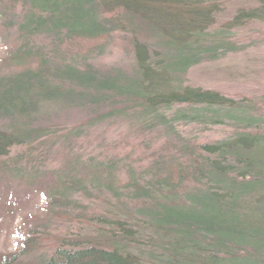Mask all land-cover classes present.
<instances>
[{"label":"trees","instance_id":"1","mask_svg":"<svg viewBox=\"0 0 264 264\" xmlns=\"http://www.w3.org/2000/svg\"><path fill=\"white\" fill-rule=\"evenodd\" d=\"M229 1L0 0V35L14 36L9 58L20 68L0 75V171L12 148L53 135L35 120L50 104L94 111L58 135L69 152L67 171L56 175L68 180L60 202L84 186L70 177L72 163L117 165L106 153L94 161L76 151L83 127L112 122L135 139L120 152L142 154L141 166L127 165L124 186L138 204L125 198L127 210L96 216L100 241L62 240L45 264H264V94L234 100L183 79L192 66L248 45L231 40L232 29L264 22V0H246L215 28ZM112 36L127 43V66L79 62L90 47L77 50L80 43ZM221 125L231 133L213 141L190 128ZM105 187L120 200L119 188Z\"/></svg>","mask_w":264,"mask_h":264},{"label":"rangeland","instance_id":"2","mask_svg":"<svg viewBox=\"0 0 264 264\" xmlns=\"http://www.w3.org/2000/svg\"><path fill=\"white\" fill-rule=\"evenodd\" d=\"M246 4V0H231L226 3L214 15V27L224 24L239 7ZM13 37L3 39L0 35V75L20 69L15 68L9 58L11 49L15 47ZM118 37L112 36L90 45L80 43L75 47L77 50L90 47L85 53L86 57H77L79 62L84 63L86 60L100 68L113 64L127 66L128 46ZM230 38L236 43L248 45L216 60L192 66L183 75L184 84L217 91L234 100H249L264 94V22L251 21L232 29ZM28 64L34 65L35 62L32 60ZM92 110L47 105L35 119L36 122L39 120L43 125L52 127L49 135H53L44 142L45 145L34 141L27 146H15L7 157L1 159L5 165L2 166L4 171H0V264H11L12 261L7 260L14 254L13 264H45L44 261L62 240L100 241L97 234L104 229L94 225L96 216L109 217V211L127 210L128 207L125 208L122 204L125 198L130 202L128 206L138 204L126 197L130 193L125 191L124 186L129 182L127 165L132 168L141 166L142 154L132 152L126 155L129 149L120 152L121 146L128 141L131 143L134 137L128 130L121 129L122 127H117L112 122L93 129L83 127L84 135L77 140L76 151L83 153L84 158L94 161L106 153L108 160L117 162L115 168L108 171L93 169L84 161L72 163L74 172H71L70 177L73 175L81 180L84 183L81 187L83 189L78 186V189H73L72 195H67V199L62 196V202L59 201L60 189L68 180L67 177L59 179L56 175L67 171L65 156L69 152L59 147L58 135L70 128L84 125L88 116L94 112ZM0 126H3L2 122ZM190 128L207 141L226 137L232 129L229 125L214 126L204 131L200 127ZM36 150L44 153L36 155ZM33 156L36 159L31 160ZM94 177L95 182L100 181L102 184L98 188L93 182ZM107 183L120 189V200L117 201V197L107 191ZM117 215L121 216L119 213ZM25 239L32 240L34 244L25 249ZM4 258L6 263H2Z\"/></svg>","mask_w":264,"mask_h":264}]
</instances>
